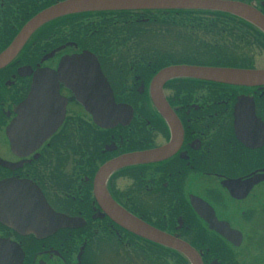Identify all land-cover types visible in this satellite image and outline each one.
Wrapping results in <instances>:
<instances>
[{"label":"flooded vegetation","instance_id":"af4514ba","mask_svg":"<svg viewBox=\"0 0 264 264\" xmlns=\"http://www.w3.org/2000/svg\"><path fill=\"white\" fill-rule=\"evenodd\" d=\"M68 1L0 0V56L31 19ZM215 1L264 19V0ZM148 25L175 36L178 50L120 49ZM119 30L130 35L119 41ZM258 50L264 55L262 30L204 9L81 12L35 30L0 65V264H191L121 226L119 213L187 245L200 264H264L255 244L264 231V178L247 184L264 175V81L177 76L153 94L157 75L172 67L264 72L258 53H247ZM83 53L97 61L103 93L88 94L95 83L81 85L71 77L79 71L60 72ZM38 74L45 93L36 98L56 91L62 109L32 119L24 137L12 126ZM81 91L114 101L104 126L78 101Z\"/></svg>","mask_w":264,"mask_h":264},{"label":"water","instance_id":"95a60500","mask_svg":"<svg viewBox=\"0 0 264 264\" xmlns=\"http://www.w3.org/2000/svg\"><path fill=\"white\" fill-rule=\"evenodd\" d=\"M170 8L204 9L227 12L246 19L264 32V19L255 11L242 6L237 7L215 0H73L58 4L48 10L39 13L33 19H31L19 32L17 38L14 40L11 46L0 56V65L10 60L20 50L24 42L35 30H37L48 21L53 20L57 17L81 12ZM67 71H79L81 73L80 75H77L76 73L71 77H81V79H83L81 85L84 83L90 85V82L91 84L95 83L94 90L87 91L88 94H100L104 92V87L101 86L102 84H104V79L99 70L97 61L90 54L83 53L76 59L63 61L60 67V72L63 73ZM177 76H189L193 78L233 85H253L256 82L264 81L263 71L172 67L160 72L157 75L153 83V94L159 92L161 84H163L164 81ZM44 77L45 76L43 74H38V76L36 77L37 79L33 82L31 92L29 93L27 99L18 107V118L12 126L13 130H17L22 133L27 126L31 125L32 119L35 120L44 118L46 115H49V117H51L52 115H50L49 111H60L62 109L60 104L59 106H57L59 100H56L57 98H54L58 97L56 91L50 93L53 95V98H36L37 95L45 93L44 85L42 82L43 80H41ZM48 86L49 89H53L52 82L49 83ZM157 88L159 89L158 91ZM83 94L84 91L78 92L79 96H77V99L81 104L84 105L87 111L91 112L95 116L94 119L98 125L104 126L100 123V119L106 120L105 117H108V119L110 118L111 120L113 118L111 115L113 114V111L116 110V106L112 99L108 100V102L92 98L86 99V96H83ZM155 104L157 105V107L159 106V109L161 107L162 110L163 107H165V104L161 98H156ZM103 109L105 111H109V116L100 115L102 114L101 110ZM164 110H166V107L164 108ZM26 129L29 130V128ZM52 132L53 130H50L48 132L42 131L41 134L42 136H48ZM35 133L38 134L39 132L36 131ZM24 135V137H27L32 134L27 132ZM263 178L264 175L254 176L253 179L247 181V184H249L248 187L251 188L252 185L256 184ZM225 187H227V185ZM115 218L117 219L115 221H117L121 226L131 230L132 232L141 235L149 240L157 242L163 246H167L177 250L179 253L185 256L191 264H200L199 258L196 253L187 245H184L179 241L172 240L171 238L159 232L141 225L138 221L125 213H119ZM5 222L11 224V222ZM67 222L68 220H64V224H67ZM219 227L220 226H218L217 224L215 225L216 231L223 233L220 229H218ZM0 245L3 246L5 244L2 243ZM1 259L2 258L0 257V260Z\"/></svg>","mask_w":264,"mask_h":264},{"label":"rangeland","instance_id":"374dc122","mask_svg":"<svg viewBox=\"0 0 264 264\" xmlns=\"http://www.w3.org/2000/svg\"><path fill=\"white\" fill-rule=\"evenodd\" d=\"M143 28L145 31H142L141 33H144V34H139L136 38L132 39L134 41V43L127 42V43H125V46H124L125 48L121 47L120 49H163V50L174 49L175 51L178 50L176 48L179 47V44L176 43V40L174 39L175 36H173V38L170 37L169 35H167L166 32H164L162 30L161 27L154 28V27L148 25V26L142 27V29ZM113 33H114V31L107 33L108 41H110V43H112L111 38H112ZM114 35H117L119 37V41H121L123 39H126L130 34H128L126 31L119 30ZM195 38H196L197 42L200 41V39L198 37H195ZM115 39H117V37ZM208 44H209V41H208ZM230 51H232V50H230ZM247 53L252 54L251 56H254L256 53H258V57L256 58L255 61L263 62V65H264V55L261 56L260 50H258V52L247 51ZM238 56H240V55H238ZM258 66H262V65L259 64ZM260 235L263 237H260L258 239V242L256 241L255 244L259 249L262 250V249H264V231H262ZM250 250L252 251L253 248H251V249L248 248V251H250ZM252 253H254V251H252Z\"/></svg>","mask_w":264,"mask_h":264}]
</instances>
